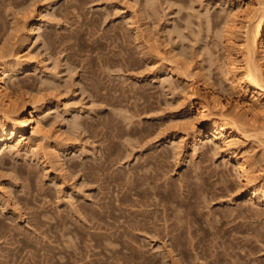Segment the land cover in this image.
Listing matches in <instances>:
<instances>
[{"label": "rangeland", "instance_id": "obj_1", "mask_svg": "<svg viewBox=\"0 0 264 264\" xmlns=\"http://www.w3.org/2000/svg\"><path fill=\"white\" fill-rule=\"evenodd\" d=\"M245 1L0 0V52L23 64L9 90L49 107L47 138L26 134L38 149L0 153V264H264V201L250 198L231 158L244 156L263 186L261 137L246 122L236 124V148L189 140L200 126L194 91L251 99L234 82ZM99 211L94 227L87 215ZM133 213L145 227L130 226ZM186 217L200 227L186 243L201 235L208 249L182 252L163 232Z\"/></svg>", "mask_w": 264, "mask_h": 264}, {"label": "bare ground", "instance_id": "obj_2", "mask_svg": "<svg viewBox=\"0 0 264 264\" xmlns=\"http://www.w3.org/2000/svg\"><path fill=\"white\" fill-rule=\"evenodd\" d=\"M244 3L245 5L242 6V9H244L245 12L247 11L246 13H248L247 15L248 19L246 21V24L243 26V31H242V34H243L242 35L243 37V41H242L243 42L242 43L243 66H242V70L240 73L238 74L235 73L236 76H234V82H235V85L236 84L241 85L242 83H244L248 89L251 88V93H252L250 96L251 99L248 101L247 98L242 97L243 98L242 100L240 101L238 100L237 102L234 103L233 100L230 99V97H225L226 102H224L221 98L223 94L218 89L214 88L213 86L211 87L207 86L206 91L204 90L205 92H202V93L199 92L200 90L194 91L193 95H195V102L193 106L196 107L197 115H198V122L200 123V126H195V125L192 126L193 133L189 139L192 143L195 142L196 140H200L206 137V138H212L213 140L222 143L223 146L225 147L232 146L236 148L234 145H232V142H233V138L236 137L237 135L239 136V133H240L239 127L237 125H239V123L251 122V124L254 126V131L256 132L255 136L257 135L260 136L261 141H262L261 143H263L264 145V124L258 125V118H257V115L260 112L264 114V101H263L264 98L262 99V96L264 95V0H247ZM35 24L36 23L32 22V27L28 30L29 31L32 30L35 27L34 26ZM29 37H30L29 33H26L25 38L23 40L26 42ZM3 55L2 53L0 54V102L4 103L3 105L4 107L2 111V118L0 116L1 118L0 119V153L9 144L13 146H17V147L18 146L21 147V145H27L30 148L31 147L37 148L38 145L36 143L38 141L36 140L34 141L33 137L31 136L27 137L26 134L32 129L33 133H38V132L39 134L42 133V137L44 136L45 138H47L46 132L48 130L45 129L46 128V126H44L45 122L44 120L42 121V117L44 118V116L42 115H44L47 112L49 107H47L45 104L46 107L43 108L42 106L44 104L41 106V105L36 104V102L32 100H31L32 102L26 101V102L20 103L21 100L19 99H21V96L20 97L17 96L15 98L13 97L11 91L9 90V86L7 84V82L9 81L8 78L12 76L11 72L20 70V68L23 67V64L20 63L21 62L20 60V62L13 65L11 64L12 62L11 63L9 62L10 60L6 61L4 58L5 56ZM232 68L233 70H235L236 66H233ZM233 70L231 69L232 72ZM227 106L230 107V112H227V109H226ZM215 110L218 111L219 115L214 113ZM42 112H45V113L42 114L41 115L42 117H41L40 114ZM242 114L249 118L248 119L246 118L243 121L240 118ZM231 124H233L234 126L236 124L237 125L236 127H234V126H230ZM33 141L35 144L32 143ZM59 151L60 150L58 149V147L54 149V153L56 155L59 153ZM243 157L244 156L239 155L236 151H235V155L233 156L231 155V158L235 159L236 163L238 164L239 176L242 179L243 185L249 190L248 195L250 196V198L261 199L264 201V185L263 186L258 185L256 176L252 173V170L247 166V162L245 163V161L247 160H245V157L244 158ZM128 184L130 185V183ZM139 185L140 183H139L138 177L135 176L134 178H132L130 189L136 190L138 192L139 190H137V188H139L138 187ZM186 186L188 188V189L186 188L188 192V193L186 192V197H188L187 195H189L191 191L190 190L191 187H189L190 186L189 183ZM144 192L146 193V191ZM123 198L127 199L129 198V196L125 194ZM142 203H143V200H142ZM147 210L140 211V214L142 216L147 217V214L152 212L151 210L147 212ZM102 212L103 211H99L97 213L93 212L87 215V220L91 221L92 226L95 227V225L100 224L98 221L104 220ZM168 214L169 213L165 214L166 221H168V218H167ZM57 215L58 216L56 217L61 216L60 214H57ZM132 216L133 217L131 218V223L129 222L131 227L139 228V229L145 227L146 222L142 219L137 218L136 213H133ZM179 217H182V216H180L179 214ZM62 218L61 219L59 218V221L62 222ZM95 218H97V221H95ZM63 219H66V218H63ZM188 219L189 218H187L186 220L188 221L187 225L183 224L184 226H182L180 225L181 223H176L174 221V222L165 224L164 228L162 229L166 235H170V234L172 235L170 238L172 239L171 242L174 245L175 249L178 248L182 250V252H185V253L189 252V250L192 251V249H196L198 245H201V244L207 245V242L206 243L204 242L207 239L206 238L204 239V237L201 235H199L196 242H193L195 241V239L192 240V238L197 237L196 234L199 233L197 231V228H200V227L196 228L194 226L195 224H193L194 222L193 221L190 222L191 220H188ZM39 222L42 223L43 221H40L39 219ZM39 222L37 223L39 224ZM61 222H59L60 225H62ZM203 230L206 231L205 229ZM120 232H121V235L127 234V231L125 228L124 230H121ZM92 235H93V232L92 234L90 233L89 237L91 236L92 238ZM112 235H108V236L106 235L107 237L105 236V238L113 239ZM189 235L190 236L192 235L193 237L191 238V242L189 241V243H186L185 241L187 240L186 237H189ZM96 236L97 234L95 235V237ZM85 237L88 239V235ZM90 241H93V239H91ZM99 241H102V240H99ZM203 247L205 249V246ZM206 247L208 249L209 244ZM47 248L49 251L50 250L49 247Z\"/></svg>", "mask_w": 264, "mask_h": 264}]
</instances>
